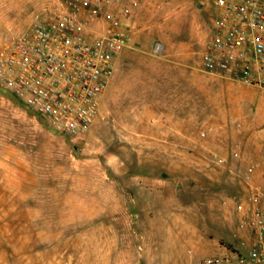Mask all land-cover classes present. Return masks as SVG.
I'll list each match as a JSON object with an SVG mask.
<instances>
[{
	"label": "rangeland",
	"instance_id": "obj_1",
	"mask_svg": "<svg viewBox=\"0 0 264 264\" xmlns=\"http://www.w3.org/2000/svg\"><path fill=\"white\" fill-rule=\"evenodd\" d=\"M65 1L0 0V46ZM215 2L119 0L93 24L126 27L123 59L156 84L109 86L83 137L0 86V264H198L248 241L235 203L248 163L264 183V86L202 71Z\"/></svg>",
	"mask_w": 264,
	"mask_h": 264
},
{
	"label": "built area",
	"instance_id": "obj_2",
	"mask_svg": "<svg viewBox=\"0 0 264 264\" xmlns=\"http://www.w3.org/2000/svg\"><path fill=\"white\" fill-rule=\"evenodd\" d=\"M118 1L66 0L54 16L39 18L29 30L13 35L0 46V86L57 133L85 136L98 116L114 60L132 44L126 27L107 33L92 30ZM215 5L218 15L202 70L264 86V0H216ZM209 158L217 166L225 164L217 152ZM257 167L248 163L242 175L244 194L235 203L248 241L225 246L221 254L203 257L198 264H264V183L255 179Z\"/></svg>",
	"mask_w": 264,
	"mask_h": 264
},
{
	"label": "crops",
	"instance_id": "obj_3",
	"mask_svg": "<svg viewBox=\"0 0 264 264\" xmlns=\"http://www.w3.org/2000/svg\"><path fill=\"white\" fill-rule=\"evenodd\" d=\"M121 53L116 57L114 61L115 69H114V74L109 83L110 88L108 86L109 91L115 88V84H156V81H153L155 79V76H154L155 68H153L154 65L144 64L142 68L143 69L142 73L140 72L138 73L136 69L132 71L130 69L131 67L128 64V61L126 59H123V55ZM183 69L186 72L184 80L182 81L183 84H199V75L197 71L192 72L188 70L186 67H183ZM204 73L207 75H210L206 72ZM210 76H213V75H210ZM206 84H214V82H209L207 80ZM104 95L102 97V100L104 98ZM102 100H101V103H102ZM111 101L113 102V100ZM101 103H100V106H101Z\"/></svg>",
	"mask_w": 264,
	"mask_h": 264
}]
</instances>
